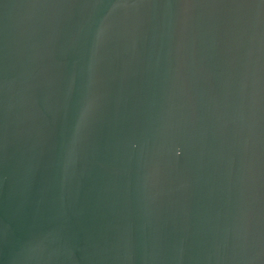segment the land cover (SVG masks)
I'll use <instances>...</instances> for the list:
<instances>
[{
  "label": "water",
  "instance_id": "1",
  "mask_svg": "<svg viewBox=\"0 0 264 264\" xmlns=\"http://www.w3.org/2000/svg\"><path fill=\"white\" fill-rule=\"evenodd\" d=\"M0 264H264V0H0Z\"/></svg>",
  "mask_w": 264,
  "mask_h": 264
}]
</instances>
